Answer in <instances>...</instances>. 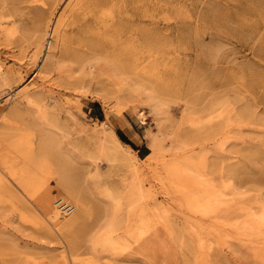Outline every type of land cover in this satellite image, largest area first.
Here are the masks:
<instances>
[{
  "label": "rangeland",
  "instance_id": "374dc122",
  "mask_svg": "<svg viewBox=\"0 0 264 264\" xmlns=\"http://www.w3.org/2000/svg\"><path fill=\"white\" fill-rule=\"evenodd\" d=\"M0 67V264H264V0H0Z\"/></svg>",
  "mask_w": 264,
  "mask_h": 264
},
{
  "label": "bare ground",
  "instance_id": "6f19581e",
  "mask_svg": "<svg viewBox=\"0 0 264 264\" xmlns=\"http://www.w3.org/2000/svg\"><path fill=\"white\" fill-rule=\"evenodd\" d=\"M82 1V0H81ZM74 2V1H73ZM78 3V2H77ZM60 4H61V2H60ZM72 4V3H71ZM80 5V4H79ZM79 5H77V6H79ZM54 22H56V21H54ZM61 25V24H60ZM62 26V25H61ZM47 28H49V30H48V33L47 34H49V36H52V37H54L55 35V43L57 42V41H61V40H64V37H61L60 36V26H57V25H48L47 26ZM49 43V49H51L53 46L52 45H54L53 44V42L52 41H50V42H48ZM39 45V44H38ZM41 46V45H40ZM49 55V54H48ZM47 55V56H48ZM52 55V54H51ZM53 56V55H52ZM97 57V56H96ZM111 58V57H110ZM128 59V58H127ZM51 60V59H50ZM107 61V60H106ZM109 61H111V60H109ZM143 61V60H142ZM49 66L48 67H50L51 65H55V64H57V63H55L54 64V61H50L49 63ZM138 64V63H137ZM108 67H106V66H104V68L106 69V68H109V70L110 69H112V71H114L115 73H117V75L119 76V75H123V73H124V71H125V69H126V67L128 68V69H131L132 67L131 66H129V65H124L123 63H119L118 61H115V60H113V61H111L110 62V64L108 63ZM136 66V65H135ZM148 66V65H147ZM154 66H156V65H154ZM2 67V66H1ZM0 67V68H1ZM80 67H83V65H80ZM150 67V66H149ZM51 68H52V66H51ZM154 68V67H153ZM49 69V71L51 72L52 70L50 69V68H48ZM146 69H147V67H146ZM152 69V68H151ZM157 69V68H156ZM156 69H155V71H156ZM3 70V69H2ZM46 70H47V68H46ZM147 70H149V68L147 69ZM146 71V70H145ZM154 70L153 71H150L151 73L152 72H155ZM113 72V73H114ZM4 74V73H3ZM143 74H145V73H143ZM148 74H150V73H148ZM2 75V74H1ZM124 75H127V74H125L124 73ZM142 75V74H141ZM146 75V74H145ZM129 76V75H128ZM138 76V75H137ZM140 76V75H139ZM3 77V76H2ZM1 77V78H2ZM5 77V76H4ZM123 77V76H122ZM131 77H132V75H131ZM144 76H142L141 78H143ZM146 77V76H145ZM111 79H112V77H110ZM110 78H109V80H110ZM119 78V77H118ZM129 78V77H128ZM2 79H4V78H2ZM117 79V78H116ZM120 79V78H119ZM123 79V78H122ZM131 79V78H130ZM144 79V78H143ZM114 80V79H113ZM118 80V79H117ZM132 80V79H131ZM116 81V80H115ZM123 81V80H122ZM121 81V82H122ZM120 82V83H121ZM152 94V93H151ZM151 94H150V96H151ZM149 97V96H148ZM150 98V97H149ZM154 98V97H153ZM157 99V98H156ZM150 100H151V98H150ZM157 106V105H156ZM13 114V117L15 116L14 115V113H12ZM15 114H18V113H16V111H15ZM19 117V116H18ZM17 117V118H18ZM22 117V116H21ZM44 118L46 119V120H48V118H47V114L46 113H44ZM23 119V118H22ZM50 123H51V120L49 121ZM7 125H8V123H6V122H4V125H1V127H3L4 129H5V127H7ZM56 125V124H55ZM53 127V126H52ZM54 128H56V127H54ZM45 131H47V129L45 130ZM49 131V130H48ZM1 135V134H0ZM4 136H5V138L6 137H8V136H10V134L8 135V136H6L5 134H4ZM3 136V137H4ZM11 137V136H10ZM1 139H3L2 137H0ZM8 139V138H7ZM54 138H50V145H51V143L52 144H54V145H52L51 146V148L53 147V146H55L57 143H58V146L61 144V141H60V143H59V141L55 144V143H53L54 142V140H53ZM56 141L58 140V139H55ZM61 140V139H60ZM44 144V143H43ZM99 144H100V147H101V151H102V154H103V152L104 153H106V154H110V155H112L113 157H114V159L115 158H118V160L119 159H121L122 161H123V163L125 162V163H127V166H128V163L131 161V157L128 155L129 154V152L127 153L126 151H128V150H130L131 148L128 146V145H125L122 141H121V139L119 138V136L117 135V134H115V133H111V134H109V135H106L104 138H101V142H99ZM61 146H62V144H61ZM61 146H59L58 148H56V151L57 150H59V148L61 149L62 147ZM56 147V146H55ZM54 147V148H55ZM99 147V146H98ZM50 148V150H52ZM53 148V149H54ZM49 150V149H48ZM50 150L48 151V152H50ZM126 150V151H125ZM56 151H54V154H53V156L55 155V154H57L58 155V153H56ZM60 151H62V150H60ZM53 152V151H52ZM68 152V151H67ZM66 151H65V153H67ZM64 153V155L66 156V154ZM98 153H99V151H98ZM50 154V153H49ZM51 154V155H52ZM68 154V153H67ZM130 154H131V152H130ZM63 155V154H62ZM61 154H60V156L61 157H63ZM109 155V156H110ZM132 155V154H131ZM56 156V155H55ZM52 157V156H51ZM68 157V156H67ZM112 157V158H113ZM57 158H59V156H57L55 159L57 160ZM51 159V158H50ZM53 159V158H52ZM63 159V158H62ZM60 160V161H65V160ZM64 159H67V160H69L68 158H65L64 157ZM66 160V161H67ZM51 161V160H50ZM65 161V164L67 163V164H69L68 163V161L66 162ZM127 161H129V162H127ZM55 162H57V161H55ZM54 162V163H55ZM57 164H58V162H57ZM61 164H63V163H61L60 162V165ZM67 164L65 165V168H62L64 171H65V169L67 168V167H69L70 166V164L67 166ZM64 165V164H63ZM61 169V170H62ZM69 170V169H68ZM64 171H62L63 173H64ZM136 172V170L134 169V168H131L130 170H129V174H130V178H132L131 179V181H129V180H125V179H123V181H124V183L127 185L126 186V192H125V195H124V197H123V199H124V202H125V204L127 205V208H128V211H129V215H131V213H133V214H135V219L133 220V223H131L129 226H127V228L124 230V235H126V236H128L127 237V239L126 240H129V241H131V240H133L134 242H138V241H140V240H148L147 238H148V236H149V234H150V232H151V230H152V227H154L153 225H154V222H152V220H150V218L148 217V215H147V212H146V209H145V207L144 208H142L140 211H139V213H138V211H137V206H138V202L140 201V199H141V197H140V189H139V187H138V185L135 183V177H134V173ZM67 173V172H66ZM71 173V172H70ZM1 174V173H0ZM15 174H16V172H15ZM14 174V175H15ZM128 174V175H129ZM66 177H69V176H67V174L66 175H64L63 176V180H62V183H63V185L66 187V184L68 185V183L69 182H67V180H69V179H67ZM15 178V177H14ZM62 178V177H61ZM71 179V178H70ZM69 181H71V180H69ZM1 182V181H0ZM36 182H39V178L37 179V178H35L34 176L33 177H31V178H29L26 182H24V187L26 186H30L29 188L31 189L32 187V185H34V183H36ZM47 183H49L50 184V182L48 181ZM46 183V184H47ZM0 184H2V183H0ZM17 184V183H16ZM77 184H78V182H77ZM14 185V184H13ZM22 185H23V183H22ZM73 185V184H72ZM69 186V185H68ZM19 187V186H18ZM13 188V187H12ZM8 189V188H7ZM46 190L44 191V192H42L38 197L39 198H37V197H35V198H37L36 200H39L40 202H44L45 203V207H43V209L44 210H46L48 213H49V218L53 221V223L55 224L54 226L55 227H57L58 229H60V228H62L63 226H64V224L65 223H67V218H65V216H66V214L64 213V212H61L60 210H59V208H53V210L51 209V204H52V201H53V198H52V196L50 195V187L49 188H45ZM1 190V189H0ZM2 192V191H1ZM0 195H1V193H0ZM113 199H117V198H113ZM35 200V199H34ZM35 200V202H37ZM42 200V201H41ZM118 204V203H117ZM114 216V215H113ZM48 217V216H47ZM61 217H64L65 219L64 220H61L60 218ZM117 219V217H113L112 218V225H113V221L114 220H116ZM50 229V228H49ZM156 230V229H155ZM156 235V234H155ZM147 237V238H146ZM126 240H124V241H126ZM143 240V241H144ZM158 240H159V238H158ZM129 241H128V243H129ZM149 241H151V240H149ZM141 243V242H140ZM140 243L138 244V245H140ZM143 243V242H142ZM145 243V242H144ZM149 243V242H148ZM152 243V242H151ZM151 243H149V246L151 245ZM130 244H132L131 242H130ZM147 244V243H146ZM156 244H158V243H156ZM162 244V243H161ZM164 244V243H163ZM121 245V243L119 244V245H117V246H115V248H118V246H120ZM138 245H137V247H138ZM148 245V244H147ZM165 245V244H164ZM122 246H124L123 244H122ZM148 246V247H149ZM135 247H136V245H135ZM146 247V246H145ZM159 247V246H158ZM123 248V247H122ZM166 248V247H165ZM131 249V248H130ZM153 249H155V248H153ZM160 249H161V247H160ZM143 250V249H142ZM155 250H157V248L155 249ZM154 250V251H155ZM162 251L164 250L163 249V246H162V249H161ZM154 251H151V252H154ZM158 251V250H157ZM166 251V250H165ZM156 252V251H155ZM158 252H160V254H161V251H158ZM148 253V252H147ZM147 253H145V255L147 256L148 254ZM154 254V253H153ZM144 255V256H145ZM149 255H150V253H149ZM148 255V256H149ZM152 255V254H151ZM145 256V257H146ZM147 256V257H148Z\"/></svg>",
  "mask_w": 264,
  "mask_h": 264
},
{
  "label": "trees",
  "instance_id": "16d2710c",
  "mask_svg": "<svg viewBox=\"0 0 264 264\" xmlns=\"http://www.w3.org/2000/svg\"><path fill=\"white\" fill-rule=\"evenodd\" d=\"M121 140L126 142V140H124V138L122 136H120ZM127 144H130L129 142H126Z\"/></svg>",
  "mask_w": 264,
  "mask_h": 264
}]
</instances>
